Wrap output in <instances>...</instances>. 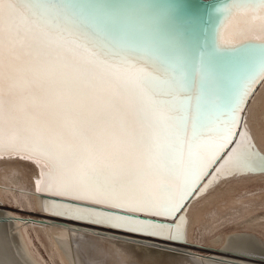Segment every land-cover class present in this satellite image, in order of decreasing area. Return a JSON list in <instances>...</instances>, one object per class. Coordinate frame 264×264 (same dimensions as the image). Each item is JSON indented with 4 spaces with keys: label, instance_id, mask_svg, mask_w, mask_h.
Segmentation results:
<instances>
[{
    "label": "snow or ice",
    "instance_id": "obj_1",
    "mask_svg": "<svg viewBox=\"0 0 264 264\" xmlns=\"http://www.w3.org/2000/svg\"><path fill=\"white\" fill-rule=\"evenodd\" d=\"M261 82L264 0H0V155L46 164L58 216L185 240L206 177L264 172Z\"/></svg>",
    "mask_w": 264,
    "mask_h": 264
},
{
    "label": "bare ground",
    "instance_id": "obj_2",
    "mask_svg": "<svg viewBox=\"0 0 264 264\" xmlns=\"http://www.w3.org/2000/svg\"><path fill=\"white\" fill-rule=\"evenodd\" d=\"M262 83L247 107L246 123L254 144L264 153ZM45 167L46 164L38 159L16 154L0 155V264H51L39 252L37 241L54 254L56 261L53 264H264V260L247 258L256 256L264 259V241L249 233L233 232L226 235L222 247L215 253H202L199 243L197 246L192 245L193 239L200 242L206 235L214 234L231 221L236 223L242 220L250 212L264 211V195L247 198L252 193L247 188L235 190L239 191L237 196L240 200L230 204L227 214H223L216 206L205 207L209 199L202 204L196 201L225 179L264 177V172L243 174V169H240L217 173L215 180L189 206L186 213V244L161 247L149 241L132 240L127 234L97 225L52 216L49 212H56L54 205L57 203L45 202V193L41 191ZM213 197L212 202L218 201L216 196ZM237 203H241V206ZM25 214L39 216L27 218L23 216ZM249 221H264V212L252 220H246ZM37 228L45 235L48 246L41 241Z\"/></svg>",
    "mask_w": 264,
    "mask_h": 264
},
{
    "label": "rangeland",
    "instance_id": "obj_3",
    "mask_svg": "<svg viewBox=\"0 0 264 264\" xmlns=\"http://www.w3.org/2000/svg\"><path fill=\"white\" fill-rule=\"evenodd\" d=\"M242 188H247L246 190L252 191L253 194L250 193L251 195L249 194V196H247V198H250L252 196L261 197L264 195V190H263L264 189V177L245 176L242 178L233 177V178L225 179V180L221 181L220 183H218L217 185L211 187L207 191V193L205 195L201 196V198H199L196 202L202 204V202L209 199L206 201L207 203L204 204L205 207L210 208L212 206H216L218 209L221 210V212L223 214H227L230 212V209H229L230 204L233 203L234 201L240 200V197L237 196L239 191L237 192L235 190H239ZM234 191H235V193H234ZM213 196H216L215 198L218 199V201L216 200L217 202L216 201L212 202L213 201L212 199H214ZM223 198H225V199H223ZM209 201H210V203H208ZM212 203H215V204H212ZM237 205L241 206V203H237ZM263 212H264L263 210L250 212V213L246 214L242 220H240L236 223L231 221V222L221 226L214 234L206 235L204 237V239L200 242H197L195 239H193L194 241L192 240V245L195 244L194 246H197V244L199 243L198 245L201 246V247H199L200 250L201 251L203 250L202 253H206V252L209 254H210V252L215 253L218 250H220V248L222 247L223 238H225L226 235H229L233 232L249 233V234H252V235H254V236H256V237H258L264 241V221H262L260 223L253 222V221L252 222L251 221L246 222V220H248V219L252 220L254 216H256L260 213H263ZM23 216L24 217L27 216V218L28 217L34 218V216H35V218H36V216H39V215L25 214ZM39 230L41 231L40 228L38 229V231ZM40 231H39V237H40L41 241H43V243L48 246V243L45 239V235H43L42 231L41 232ZM42 235H43V239H42ZM37 248L47 262L53 264L54 260L56 261V257L54 256V254L49 249L46 250L42 246L41 242L39 243L37 241ZM209 248H210V250H209Z\"/></svg>",
    "mask_w": 264,
    "mask_h": 264
},
{
    "label": "water",
    "instance_id": "obj_4",
    "mask_svg": "<svg viewBox=\"0 0 264 264\" xmlns=\"http://www.w3.org/2000/svg\"><path fill=\"white\" fill-rule=\"evenodd\" d=\"M159 2H174V0H159ZM178 2H182L183 4H185L187 6L188 11H190L192 13H198L201 10L207 9L209 7V5H211V4H216L217 6H219L220 4H223L225 2V0H178ZM262 84L263 83L261 82V83H259L257 85H254L255 91L253 93L252 98L254 97L255 93L259 90V88L261 87ZM252 98H251V100H252ZM251 100L249 101V104H250ZM248 105H247V107H248ZM247 107H246V110H245V112L243 114V122H244V124L246 126H247L246 117H247V109H248ZM247 130H248V127H247ZM248 132H249V130H248ZM249 134H250V132H249ZM250 138H251L252 143L254 144V142L252 140V137H251V134H250ZM255 148L258 150L256 145H255ZM258 151L260 152V150H258ZM260 153H262V152H260ZM238 171H237V173H241V172H238ZM256 172H262V171H259L258 169H243V174L256 173ZM216 176H217V173L215 171H213L210 176L205 178V180L201 183V185L198 187V189L190 197V200H189L188 204L186 205V208L184 209V218L185 219H186V213H187V211L189 209L190 204L202 192H204L206 190L208 184L213 179L215 180ZM230 176H232V175H230ZM43 197L45 199L44 200L45 202H53V203H63L64 202L62 199H53L52 197H50L46 193L43 194ZM49 213L52 214V216H54V217L61 218V219H64V220H70V221H74V222H82V223H85V224L97 225V224L91 223L90 220H75V219H70V218L63 217V216H58V215H56L55 213H52V212H49ZM97 226H100L102 228H106V229H109V230H114L115 232H120V233L127 234V236L130 239L135 240V241H140V240L149 241V242H151L153 244H158L161 247H167V246H169L168 244H186L185 240H181V241H167L166 239H164L162 237H154V236H151V235H147L145 233H131V232H128V231H126L124 229H117V228L110 227V226H107V225H97ZM115 232H113V233H115ZM120 233H116V234H118L120 236L121 235ZM228 254H232V253H228ZM233 254L234 255H238L236 253H233ZM241 256L246 257V255H241ZM247 258H251V259H255V260L256 259L257 260H264V259H261V258L256 257V256H249Z\"/></svg>",
    "mask_w": 264,
    "mask_h": 264
}]
</instances>
